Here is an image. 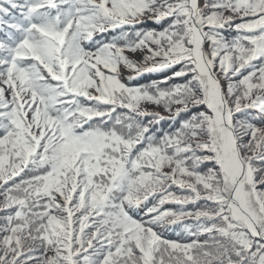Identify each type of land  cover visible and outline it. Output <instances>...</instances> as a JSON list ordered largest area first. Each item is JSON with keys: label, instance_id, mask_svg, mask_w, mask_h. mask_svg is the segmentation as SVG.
<instances>
[{"label": "snow or ice", "instance_id": "snow-or-ice-1", "mask_svg": "<svg viewBox=\"0 0 264 264\" xmlns=\"http://www.w3.org/2000/svg\"><path fill=\"white\" fill-rule=\"evenodd\" d=\"M0 32V264H264V0H0Z\"/></svg>", "mask_w": 264, "mask_h": 264}, {"label": "trees", "instance_id": "trees-1", "mask_svg": "<svg viewBox=\"0 0 264 264\" xmlns=\"http://www.w3.org/2000/svg\"><path fill=\"white\" fill-rule=\"evenodd\" d=\"M142 27L145 28V29H147V28H157L158 29L160 27V25L155 24V23H152V22H148V23L142 25ZM113 34H115V33H113ZM3 35L4 34L2 32H0V38H2ZM123 74H124L125 77H127L130 73L128 72V73H123ZM166 74H170V73L146 74L143 78H137L134 81V83H136V84L148 83L152 79H158V78H160V76L166 75ZM153 107H157V106H154V105L149 106L150 110H153L152 109ZM157 108L163 110L162 107H157ZM157 111H159V110H157ZM160 112L162 114H164V115H167V113H164V111H160ZM160 127L164 128V129H168L169 123L168 122H162L161 125H160ZM163 207H165V208H171V209H174V210H178V208H179L178 205L172 204V203L166 204ZM189 207H191V206H189ZM0 215H2V214H0ZM192 222L193 221L191 219H187V220H185L183 222H178L177 224L172 225V226L168 227L167 229H165L163 234H164V236L166 238H169V239L187 240V237L182 232L183 224H185V223H192ZM177 233H180V235L178 236ZM202 239H203V237H202Z\"/></svg>", "mask_w": 264, "mask_h": 264}, {"label": "rangeland", "instance_id": "rangeland-1", "mask_svg": "<svg viewBox=\"0 0 264 264\" xmlns=\"http://www.w3.org/2000/svg\"><path fill=\"white\" fill-rule=\"evenodd\" d=\"M129 55H130L132 58L137 59V60H141V59H142V56L139 55V54H132V53H129ZM123 73H128V70H123ZM152 109H154V110H159V111H163V110H161V109H159V108H157V107H153Z\"/></svg>", "mask_w": 264, "mask_h": 264}]
</instances>
